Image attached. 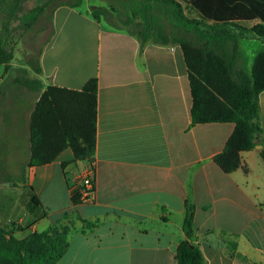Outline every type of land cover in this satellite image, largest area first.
<instances>
[{
    "label": "crops",
    "instance_id": "1",
    "mask_svg": "<svg viewBox=\"0 0 264 264\" xmlns=\"http://www.w3.org/2000/svg\"><path fill=\"white\" fill-rule=\"evenodd\" d=\"M199 2L221 15L235 10L233 21L248 26L260 21L245 18L248 9H264V0ZM52 16L55 29L39 54V78L73 89L97 78L96 149L89 159H75L65 148L48 163L28 166L27 118L23 175L14 177L5 171L10 123L4 124L3 113L0 225H13L18 238L50 225L68 226V246L56 264H176L189 200L193 241L205 264H263L264 89L258 94L262 135L240 153L248 171L226 173L213 155L234 123L191 124L192 98L178 44L149 41L139 51L134 35L97 22L89 8L60 4ZM90 169L94 189L73 202ZM10 190L18 192L11 196Z\"/></svg>",
    "mask_w": 264,
    "mask_h": 264
},
{
    "label": "trees",
    "instance_id": "2",
    "mask_svg": "<svg viewBox=\"0 0 264 264\" xmlns=\"http://www.w3.org/2000/svg\"><path fill=\"white\" fill-rule=\"evenodd\" d=\"M26 1L0 0V10L5 12L0 22V64L4 65L5 71L13 57L10 37L17 21L21 20L20 11ZM29 1H36L28 9L31 24L52 0ZM81 1L65 0L57 5L75 7ZM107 1L108 6L92 7L90 15L97 22L103 21L112 28L134 35L139 42V51L149 41L180 46L192 98L191 124L233 122V130L223 148L213 155V160L226 173L237 168L247 172L248 167L240 153L252 148L262 135L258 94L264 89V9H248L245 18L258 17L260 20L248 26L233 21L238 16L235 10L231 11L232 15H221L219 11L200 5L199 0ZM183 1L197 12V17L185 11ZM51 34L52 28L45 42ZM247 39L262 43L252 58L250 69L243 68L239 60L243 53L242 42ZM35 70L38 74L41 72L39 63ZM21 83L38 92L28 117L29 156L26 164L48 163L65 148L71 150L75 159L93 157L97 78L89 77L80 89L44 85L40 78L24 77ZM260 154L264 157V149ZM82 189L81 185L73 192V202L83 200ZM93 189L94 184L91 191ZM32 202L37 203L35 198ZM193 211L194 204L186 200L182 223L185 237L176 246V264H205L199 245L193 241ZM13 228L8 223L0 225V264H56L67 249L69 227L66 225H50L21 238L13 235Z\"/></svg>",
    "mask_w": 264,
    "mask_h": 264
},
{
    "label": "rangeland",
    "instance_id": "3",
    "mask_svg": "<svg viewBox=\"0 0 264 264\" xmlns=\"http://www.w3.org/2000/svg\"><path fill=\"white\" fill-rule=\"evenodd\" d=\"M65 0H52L48 3L45 9L39 14V16L29 23L30 13L28 9L33 6L29 0L24 3L23 9L20 11L21 20L17 21L16 29L12 32L10 37L9 46L12 47L13 57L11 59V65L4 70V65L0 64V116L6 113L5 125L10 123L7 137L5 135L4 140L9 142L7 150L11 159L9 167L5 168V171L12 176H18L22 174L23 168H19L23 156L26 155L25 144L23 135L26 127V120L29 117V113L32 109L37 91L27 88L21 80L26 78H39V74L36 72L35 67L38 64L40 50L43 47L45 40L49 36L52 28V32L55 29V21L51 12L53 8L60 2ZM185 11L190 16L193 14L194 9L189 8L186 2H182ZM4 5V4H3ZM2 5V6H3ZM94 6H108L107 0H82L81 3L75 8L80 11L89 10ZM5 17L3 9L0 10V22ZM103 22V21H102ZM106 24L105 22H103ZM80 24V23H78ZM243 53L241 55L240 64L245 69H250L252 58L258 48L262 46V43L257 39H247L242 42ZM20 79V81L18 80ZM17 115V116H16ZM15 118H19L20 121L14 122ZM1 121V120H0ZM16 121V120H15ZM21 124V127L18 124ZM0 151H4L3 147ZM1 171V169H0ZM3 174L0 172V177ZM22 176V175H21ZM1 186V184H0ZM2 190H0L1 193ZM18 192V190H10L9 194L12 196ZM9 195V197H11ZM19 196V195H18Z\"/></svg>",
    "mask_w": 264,
    "mask_h": 264
},
{
    "label": "built area",
    "instance_id": "4",
    "mask_svg": "<svg viewBox=\"0 0 264 264\" xmlns=\"http://www.w3.org/2000/svg\"><path fill=\"white\" fill-rule=\"evenodd\" d=\"M81 185L83 186V189L81 191L82 198L87 199L92 192L91 189L93 188V177H92V170L91 169L89 172L82 175Z\"/></svg>",
    "mask_w": 264,
    "mask_h": 264
}]
</instances>
